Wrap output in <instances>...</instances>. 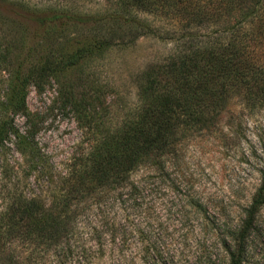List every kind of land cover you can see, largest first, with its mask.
Wrapping results in <instances>:
<instances>
[{
    "label": "trees",
    "instance_id": "16d2710c",
    "mask_svg": "<svg viewBox=\"0 0 264 264\" xmlns=\"http://www.w3.org/2000/svg\"><path fill=\"white\" fill-rule=\"evenodd\" d=\"M111 1L114 24L125 22L128 32L109 33L95 22L90 33L59 49H45L24 71L22 66L12 69L13 53L0 45V71L10 73L12 87L10 98L0 100V147L14 139L17 151L32 165L41 153L32 127L22 130L15 120L16 116L29 119L28 86L42 89L60 74L80 68L112 47L129 46L142 36L155 35L152 24L135 16L140 13L173 15L181 27L161 37L174 41L179 52L165 64L140 74L137 102L119 117L114 115V126L107 127L94 105L87 106L95 98L80 93L81 85L74 81L62 84V103L90 134L92 144L68 167L49 205L37 195H19L3 209L0 264H96L94 252L107 250L110 243L104 228L111 217H102L99 206L106 199L114 208V263L126 262L130 243L125 224L130 212L141 208L146 197L166 188L171 175L166 170L174 166L182 144L209 129L236 93L252 109L261 101L264 63L257 53L264 49V0ZM59 19L49 21L55 26ZM208 27L215 30L205 32ZM170 186L185 193L194 188L182 178L170 179ZM199 203L191 197L190 204L199 209ZM90 204L99 210L101 227L88 225L85 213ZM263 208L264 167L260 185L242 217L219 228L225 235L226 264H264L252 250L261 231ZM141 254H146L143 260L147 264H183L162 262L148 243L142 245Z\"/></svg>",
    "mask_w": 264,
    "mask_h": 264
},
{
    "label": "rangeland",
    "instance_id": "374dc122",
    "mask_svg": "<svg viewBox=\"0 0 264 264\" xmlns=\"http://www.w3.org/2000/svg\"><path fill=\"white\" fill-rule=\"evenodd\" d=\"M56 16L61 19L53 26L49 20ZM114 16L111 0H0V45L13 53L12 69L22 66L24 71L45 49H59L90 33L95 22L109 33L128 32L125 22L114 24ZM135 16L152 24L155 35L142 36L129 46L112 47L80 68L60 74L42 89L27 87L29 119L16 116L15 120L22 130L32 127L41 153L31 165L29 158L17 151L14 139L0 147V213L19 195H37L49 205L68 167L92 144L90 134L62 103V84L74 81L81 85L79 92L95 98L88 100L87 106L94 105L106 126H114V115L119 117L137 102L140 74L165 64L179 52L174 41L161 39L167 32L180 30L177 18L146 13ZM71 21L76 24L71 26ZM211 29L215 30L208 27L205 32ZM258 53L264 63V49ZM10 79L9 72L0 71V100L11 96ZM260 96V103L252 109L245 97L236 93L209 129L182 144L174 166L166 170L171 174L166 188L146 197L143 206L131 210L124 222L129 257L119 264H147L143 260L146 254H141L142 245L147 243L162 262L226 264L225 235L219 228L242 217L260 185L264 167V93ZM175 178L190 181L194 188L189 193L172 188L170 179ZM191 197L200 200L199 209L190 204ZM99 206L104 211L102 217H111V226L104 228L109 248L94 252L96 264H118L114 263L111 235L112 201L106 199ZM98 212L97 206H88V225L102 226ZM260 214L261 231L252 250L264 263V208Z\"/></svg>",
    "mask_w": 264,
    "mask_h": 264
}]
</instances>
